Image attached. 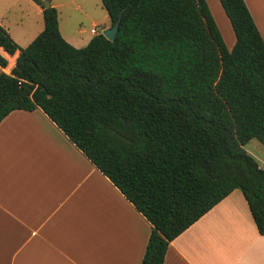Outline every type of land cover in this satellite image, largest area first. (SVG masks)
<instances>
[{"label": "trees", "instance_id": "trees-1", "mask_svg": "<svg viewBox=\"0 0 264 264\" xmlns=\"http://www.w3.org/2000/svg\"><path fill=\"white\" fill-rule=\"evenodd\" d=\"M0 73V122L40 109L146 220L140 264H163L169 243L239 190L264 235V170L243 146H264V42L243 0H218L234 34L227 50L205 0H100L113 42L74 48L57 11ZM7 61L0 56V66Z\"/></svg>", "mask_w": 264, "mask_h": 264}, {"label": "crops", "instance_id": "crops-1", "mask_svg": "<svg viewBox=\"0 0 264 264\" xmlns=\"http://www.w3.org/2000/svg\"><path fill=\"white\" fill-rule=\"evenodd\" d=\"M243 1L264 42L256 0ZM49 6L62 38L82 48L62 17L65 5ZM0 26L27 46L43 30L42 9L31 0H0ZM110 27L107 16L101 30ZM0 56L7 61L0 73L10 74L18 53L0 48ZM149 233L146 220L40 109L13 111L0 122V264H140ZM163 264H264V235L242 193L232 191L173 239Z\"/></svg>", "mask_w": 264, "mask_h": 264}, {"label": "rangeland", "instance_id": "rangeland-1", "mask_svg": "<svg viewBox=\"0 0 264 264\" xmlns=\"http://www.w3.org/2000/svg\"><path fill=\"white\" fill-rule=\"evenodd\" d=\"M45 1V0H42ZM49 1V0H48ZM56 3L65 5L61 10L62 17L65 19L67 29L76 37L83 39L81 47H85L90 40L89 30L97 29L98 34L102 35L101 23L107 18V13L103 9L100 0H54ZM72 1V2H71ZM209 12L217 26V29L222 37L225 47L230 51L234 45L235 38L231 29L230 23L223 12L218 0H205ZM257 9L262 15L264 8V0H256ZM76 5H79L78 10H74ZM82 5V8H81ZM38 35V34H37ZM20 48L26 47L25 44H20ZM244 150L249 154L264 170V146L255 138L248 141L244 146Z\"/></svg>", "mask_w": 264, "mask_h": 264}, {"label": "water", "instance_id": "water-1", "mask_svg": "<svg viewBox=\"0 0 264 264\" xmlns=\"http://www.w3.org/2000/svg\"><path fill=\"white\" fill-rule=\"evenodd\" d=\"M42 3H43L44 8H48L49 7V1L48 0H45ZM120 16H121V14L119 15V18L117 19V21L110 28H108L107 30L102 32V36L107 41H110V42L114 41V39L116 37V34H117V28H118V25H119Z\"/></svg>", "mask_w": 264, "mask_h": 264}, {"label": "built area", "instance_id": "built-area-1", "mask_svg": "<svg viewBox=\"0 0 264 264\" xmlns=\"http://www.w3.org/2000/svg\"><path fill=\"white\" fill-rule=\"evenodd\" d=\"M89 32H90V34L93 35V36L98 35V31H97V29H95V28L90 29Z\"/></svg>", "mask_w": 264, "mask_h": 264}, {"label": "bare ground", "instance_id": "bare-ground-1", "mask_svg": "<svg viewBox=\"0 0 264 264\" xmlns=\"http://www.w3.org/2000/svg\"><path fill=\"white\" fill-rule=\"evenodd\" d=\"M263 13H264V8H263ZM263 17H264V15H263Z\"/></svg>", "mask_w": 264, "mask_h": 264}]
</instances>
